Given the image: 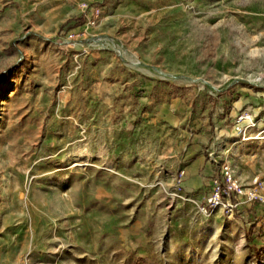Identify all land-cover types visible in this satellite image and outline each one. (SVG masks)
Masks as SVG:
<instances>
[{
    "label": "rangeland",
    "instance_id": "1",
    "mask_svg": "<svg viewBox=\"0 0 264 264\" xmlns=\"http://www.w3.org/2000/svg\"><path fill=\"white\" fill-rule=\"evenodd\" d=\"M261 73L264 0H0V264H264Z\"/></svg>",
    "mask_w": 264,
    "mask_h": 264
},
{
    "label": "built area",
    "instance_id": "2",
    "mask_svg": "<svg viewBox=\"0 0 264 264\" xmlns=\"http://www.w3.org/2000/svg\"><path fill=\"white\" fill-rule=\"evenodd\" d=\"M224 168L226 182L218 183L215 186L212 195L208 199L210 205H219L220 207L226 208L231 213H234L242 205V201L236 197V193L238 192L244 193L248 195V197L260 196L264 201V177L244 188L234 177L229 165H225Z\"/></svg>",
    "mask_w": 264,
    "mask_h": 264
},
{
    "label": "crops",
    "instance_id": "3",
    "mask_svg": "<svg viewBox=\"0 0 264 264\" xmlns=\"http://www.w3.org/2000/svg\"><path fill=\"white\" fill-rule=\"evenodd\" d=\"M211 166H212V164H205V169H204V171H208L209 173L211 172ZM201 169H202V167L200 166V162H193L191 165H190V167H189V171L191 172V173H195V172H200L201 171ZM213 174V173H212ZM211 174V175H212ZM198 176H200V175H198ZM206 177L204 176V179H205ZM195 180V177L193 178V180L192 181H194ZM200 180H202V178H201V176H200ZM191 182V181H190Z\"/></svg>",
    "mask_w": 264,
    "mask_h": 264
},
{
    "label": "bare ground",
    "instance_id": "4",
    "mask_svg": "<svg viewBox=\"0 0 264 264\" xmlns=\"http://www.w3.org/2000/svg\"><path fill=\"white\" fill-rule=\"evenodd\" d=\"M263 76H264V73H261V75L259 76V78H263Z\"/></svg>",
    "mask_w": 264,
    "mask_h": 264
},
{
    "label": "trees",
    "instance_id": "5",
    "mask_svg": "<svg viewBox=\"0 0 264 264\" xmlns=\"http://www.w3.org/2000/svg\"><path fill=\"white\" fill-rule=\"evenodd\" d=\"M254 249L258 250V254H260L261 252H259V249H257V247H254Z\"/></svg>",
    "mask_w": 264,
    "mask_h": 264
}]
</instances>
